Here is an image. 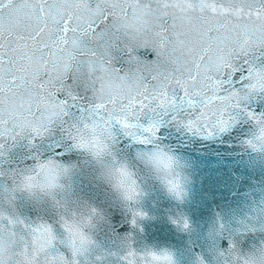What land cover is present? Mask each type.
I'll return each instance as SVG.
<instances>
[{
    "label": "snow or ice",
    "instance_id": "obj_1",
    "mask_svg": "<svg viewBox=\"0 0 264 264\" xmlns=\"http://www.w3.org/2000/svg\"><path fill=\"white\" fill-rule=\"evenodd\" d=\"M254 73H264V0H0V140L48 142L60 154L85 147L73 133L96 121L104 135L87 145L94 155L141 147L135 161L159 171L164 126L211 139L264 125ZM57 174L49 189L60 187ZM166 183L182 200L180 185ZM0 190L7 196L9 187ZM14 197L0 207V264H93L81 260L92 241L79 225L54 213L24 218ZM259 204V215L209 228L207 252L189 250L187 264H264V197ZM148 255L153 264H182L168 249Z\"/></svg>",
    "mask_w": 264,
    "mask_h": 264
},
{
    "label": "clouds",
    "instance_id": "obj_2",
    "mask_svg": "<svg viewBox=\"0 0 264 264\" xmlns=\"http://www.w3.org/2000/svg\"><path fill=\"white\" fill-rule=\"evenodd\" d=\"M257 88L264 87V73L259 78L253 74ZM107 84L105 91H107ZM97 122L81 126L74 131L76 136V143L83 144L85 147L74 149L71 152L75 154L76 159L64 160L60 158V154L54 153L48 156L40 154H31V163L24 167H4L0 166V185H7L9 192L7 196L0 190V207H9V198L15 193V202L24 200L37 208L50 211L57 216H62L68 220L69 223H76L85 233L88 240L92 243H85L82 245L86 250H91V255L88 257H81V260L90 259L93 264H106V257L111 255L108 250L102 248L97 236L101 231L111 230V213L109 209L118 211L124 218L125 222L136 231L142 229L143 222L149 218V213L144 206V202L153 187L158 189L168 200L174 202L177 210L174 214L169 215L168 220L177 232L189 235L193 231V226L190 219L180 212L179 206L182 205L188 196V188L190 183V176L188 174L186 163L174 154L169 148L160 142V148L167 156L174 157V161L170 162L167 156L158 157V167L152 165L145 166L144 163L135 161V154L137 151L145 150L141 147H133L131 154L125 153L115 157L114 155H94L95 148H89L87 145L91 144L93 140H99L100 136L104 135L102 131L103 125L96 126ZM255 122L248 124L245 127V134L241 139V144L246 152L250 155L264 156V142L259 139L260 127ZM185 132V131H184ZM186 133V132H185ZM251 139L253 144L249 145L245 141ZM23 140L18 138L15 142ZM13 141L9 139L0 140V144L4 147L0 148V161H2L7 152L8 145ZM147 151H152L148 148ZM64 169H68L69 173L66 175ZM50 173H58L55 176V183L60 187L49 189ZM84 177L87 183L92 188L100 189L104 192L106 202L100 203L92 200L88 193L79 189L80 178ZM167 181L178 183L186 193L182 200H177L168 191ZM131 199H125L124 193L129 191ZM255 207L256 211H253ZM259 201L254 205L250 204L249 208L244 213H238L236 217L243 218L247 215H259L260 209ZM95 209V212H93ZM136 212H143V217L134 216ZM104 217L103 221L99 220V215ZM181 217L187 219L189 228L182 229ZM226 220L222 215L213 214L209 218V223L204 231V236L200 243L195 241L189 246V250L197 248L199 251L207 252L208 246L211 243L207 239V232L209 228H218L220 222L225 224H235V218ZM136 219V225L133 226L131 221ZM176 220L177 223L172 221ZM218 244H222L223 240L218 239ZM99 245L100 247H97ZM166 248H146L143 250H136L131 244V237L124 236L116 238L115 249V264H153L152 257L148 252H155L160 254L161 250ZM171 251L170 249H168ZM132 253V255H129ZM96 255L101 256L100 261H96ZM259 261V253H256Z\"/></svg>",
    "mask_w": 264,
    "mask_h": 264
},
{
    "label": "water",
    "instance_id": "obj_3",
    "mask_svg": "<svg viewBox=\"0 0 264 264\" xmlns=\"http://www.w3.org/2000/svg\"><path fill=\"white\" fill-rule=\"evenodd\" d=\"M245 127L238 126L205 139L164 126L160 133L161 143L186 163L190 176L187 199L178 210L190 219L193 231L189 235L177 232L168 220L177 210L176 205L153 187L144 202L149 218L143 222L142 230H134L118 211L109 209L111 230L101 231L97 236L102 248L112 253L105 258L106 264H115L116 238L124 236L131 237L136 250L170 249L182 264H187L189 246L194 241L200 243L213 214L230 220L238 213H244L250 204L260 201L264 197V156L250 155L244 150L240 141ZM6 147V156L0 161V166L4 167H24L31 163L32 153L42 156L55 153V147L48 142H38L37 148H32L26 140H20ZM60 158L72 160L76 156L62 149ZM79 189L97 203L106 202L104 192L92 188L84 177L80 178ZM16 211L27 219L52 214L24 200L16 203Z\"/></svg>",
    "mask_w": 264,
    "mask_h": 264
}]
</instances>
